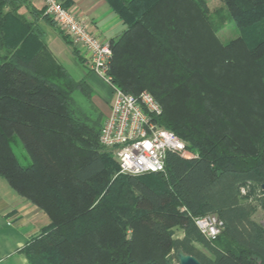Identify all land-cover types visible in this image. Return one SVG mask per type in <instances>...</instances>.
<instances>
[{"label": "trees", "instance_id": "16d2710c", "mask_svg": "<svg viewBox=\"0 0 264 264\" xmlns=\"http://www.w3.org/2000/svg\"><path fill=\"white\" fill-rule=\"evenodd\" d=\"M106 2L126 25L110 41L112 83L150 92L157 123L196 157L168 153L164 172L119 173L101 126L74 114L72 93L90 96L84 80L57 63L21 0H0V177L50 219L22 248L28 263L173 264L180 250L200 264H264V227L240 192L264 182V0H222L240 31L225 43L206 0ZM208 213L223 221L214 240L193 221Z\"/></svg>", "mask_w": 264, "mask_h": 264}, {"label": "built area", "instance_id": "2783aa9c", "mask_svg": "<svg viewBox=\"0 0 264 264\" xmlns=\"http://www.w3.org/2000/svg\"><path fill=\"white\" fill-rule=\"evenodd\" d=\"M41 2L44 15L71 40L84 66L112 88L114 98L97 139L116 160L119 173L164 172L168 153L196 157L182 138L157 123L162 107L150 92L131 94L114 86L108 74L112 56L110 40L91 32L80 15L63 5V0ZM193 221L207 240L216 239L223 229V221L212 213L196 216Z\"/></svg>", "mask_w": 264, "mask_h": 264}, {"label": "crops", "instance_id": "0c3cea01", "mask_svg": "<svg viewBox=\"0 0 264 264\" xmlns=\"http://www.w3.org/2000/svg\"><path fill=\"white\" fill-rule=\"evenodd\" d=\"M66 1L67 8L80 15L88 29L103 39L110 41L116 39L126 29L122 19L106 0ZM20 7L19 11L26 19L29 21L34 19L35 24L42 30L43 40L58 61L57 63H60L69 73L68 75L70 72L66 66H71L78 71L80 75L78 79L70 76L74 80H84L90 90V97L93 92L97 93L93 96V100L104 109L103 113L106 117L113 100L105 102L100 90L102 87H109L112 93V88L102 78L89 71L83 63L77 61L72 53L71 45L60 37L59 28L54 24L55 22L50 23L42 17L41 0H21ZM48 218L44 211L17 194L8 182L0 177V264H29L22 253V248L49 225Z\"/></svg>", "mask_w": 264, "mask_h": 264}, {"label": "rangeland", "instance_id": "374dc122", "mask_svg": "<svg viewBox=\"0 0 264 264\" xmlns=\"http://www.w3.org/2000/svg\"><path fill=\"white\" fill-rule=\"evenodd\" d=\"M222 0H206L205 5L208 8V12L211 18V21L216 25L217 32L216 36L220 40L221 43L230 42L233 38L237 37L240 34L239 28L234 24V22L227 17L228 13L222 4ZM79 54V52H78ZM83 59V58H82ZM72 75L73 78L78 79L80 75L78 71L71 67L66 66ZM82 69V67L80 66ZM85 70V69H84ZM101 95L105 102L112 101L114 98V93L110 91L109 87L101 88ZM97 95V93L93 92L92 97L84 95L81 91L75 90L72 93V108L74 109V114L80 120L86 121L90 125H102L105 114L103 113L104 109L96 104L93 100V96ZM12 144L15 155L18 157L19 161L26 165L29 163V157L26 155V152L22 146V144L17 139ZM106 149L101 146V151H105ZM189 150V149H188ZM189 152H192L189 150ZM194 153V152H192ZM112 155V154H111ZM240 192L242 194V198L246 202H248L252 211L250 213V218L257 224L264 227V195L260 188V184L252 183L249 185H245L240 188ZM174 236H181L182 231L178 228L175 229ZM195 246L202 251L205 249L198 243H195ZM173 264H178L175 257L172 258Z\"/></svg>", "mask_w": 264, "mask_h": 264}, {"label": "water", "instance_id": "95a60500", "mask_svg": "<svg viewBox=\"0 0 264 264\" xmlns=\"http://www.w3.org/2000/svg\"><path fill=\"white\" fill-rule=\"evenodd\" d=\"M260 188L262 190V193L264 195V182L261 183ZM264 197V196H263ZM176 257L178 260V264H200L199 260L190 254H184L183 252H180V250L175 251Z\"/></svg>", "mask_w": 264, "mask_h": 264}]
</instances>
